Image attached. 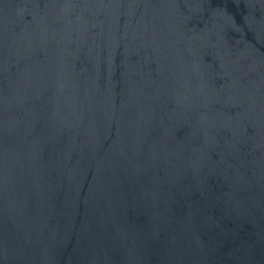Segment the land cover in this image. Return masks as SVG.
I'll use <instances>...</instances> for the list:
<instances>
[{
  "label": "water",
  "instance_id": "1",
  "mask_svg": "<svg viewBox=\"0 0 264 264\" xmlns=\"http://www.w3.org/2000/svg\"><path fill=\"white\" fill-rule=\"evenodd\" d=\"M0 264H264V0H0Z\"/></svg>",
  "mask_w": 264,
  "mask_h": 264
}]
</instances>
